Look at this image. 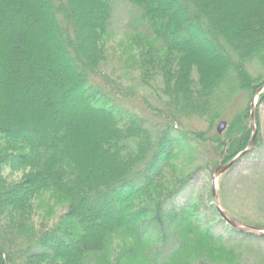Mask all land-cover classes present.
<instances>
[{
	"label": "trees",
	"instance_id": "16d2710c",
	"mask_svg": "<svg viewBox=\"0 0 264 264\" xmlns=\"http://www.w3.org/2000/svg\"><path fill=\"white\" fill-rule=\"evenodd\" d=\"M112 1L79 8L74 0H40L47 29L38 8L28 13L32 0H0V264L254 263L244 244L255 236L231 228L238 245L226 247L228 239L202 229L189 209L166 210L186 177L165 183V171L190 143L174 125L197 119L212 128L240 92L264 84L248 69L254 60L264 69V0H123L150 31L129 36L127 47L144 85L160 86L159 127L126 107L101 70ZM21 6L29 8L19 14L22 34ZM204 37L210 52L196 45ZM42 50L45 61L32 62L22 81V55L39 60ZM232 132L226 162L249 138L244 122ZM17 170L24 173L12 177ZM42 192L66 208L37 229L32 200Z\"/></svg>",
	"mask_w": 264,
	"mask_h": 264
},
{
	"label": "rangeland",
	"instance_id": "374dc122",
	"mask_svg": "<svg viewBox=\"0 0 264 264\" xmlns=\"http://www.w3.org/2000/svg\"><path fill=\"white\" fill-rule=\"evenodd\" d=\"M31 3V10L26 7V13L22 11L24 6L15 9L17 13H15L17 15L16 23L18 24L16 29H18V32L21 31V34L25 33L26 29L22 19H18L19 14L26 15L27 10H29L28 13L30 11L35 12L36 8H38L37 10L40 14L38 15V25L49 28L40 0H32ZM74 3L80 8L86 3V0H74ZM5 17H7V14H5ZM30 27L32 28V25ZM110 30V36L106 40L105 62L101 66L103 74L107 76L108 81H111L114 86L116 85L117 90L122 93L120 94L121 96L127 97L124 100L119 97L120 101L125 102L123 104L126 107L145 118L148 124L150 122L157 124L159 127L162 120L158 118L159 113L157 112L163 107L162 100L159 98L160 92L158 90H160V86L157 90H152L144 85L140 71L132 63V52L127 47L129 36L138 32L144 33L145 31L146 35H149L148 27L141 20L140 12L130 3L123 0H113ZM7 35L10 36V34ZM202 39L203 41H200V43L196 42V45L208 52L210 49L208 46L209 40H206V37ZM26 40L27 37H25ZM2 44L0 40V45ZM40 54L39 60H35L36 55L34 60L31 57L30 59H25V55H22L24 59L22 81L28 80L27 75L33 69L32 62L43 63L45 61L44 51L42 50ZM4 58L3 55H0V69H2L3 62H5ZM56 60L58 66L63 62L60 57ZM52 64H56V62ZM55 67L56 65H54ZM248 69L253 76L264 75L263 67L259 66L255 60L248 63ZM152 84L156 85L160 84V82L155 80ZM124 93L126 95H123ZM29 103L32 107L36 106L35 101L31 99ZM252 103H254L255 108L254 134L250 124V106ZM11 104L12 102L7 107L4 105L3 111L7 113L11 108ZM122 106L125 107L124 105ZM154 108L156 112H154ZM221 121L225 122V126L221 131H218L217 126ZM243 122L247 127L248 141L231 158L233 159L237 154L241 153L236 162L217 178L216 191L220 206L229 217L235 220L238 219L240 222H242L241 220L247 221L252 223L251 225L253 226H256V224L264 225V84L257 88L255 92H240L227 107L223 118H219L212 128H209L204 121L197 119L190 123L185 120L180 124L174 125L184 132L182 138H188L190 143L182 142L183 145L174 151L169 169L165 171V183L168 180L179 178L183 173L185 174L184 177H186V182L179 192L166 201V210L189 209L192 213V218L198 219L202 229H207L213 235L219 236L223 241L228 239L225 241V246L233 249V246L237 244L234 240H238V236L220 218L215 206H213L211 175L213 170L217 166L225 164L226 158L231 155L224 156V152L226 155L225 147L227 146V141H229L228 136L234 135L232 132L234 127ZM150 129L152 130L153 127ZM97 132L100 133V130L98 129ZM221 147L223 148L222 153ZM96 155H99L98 151ZM159 165L157 161L155 166L158 167ZM22 173H24L23 170H17L11 176L18 178ZM42 193L32 200L31 221L35 227H38L37 229L48 225L51 226L54 223L53 221L66 208L64 202L52 197L50 192ZM251 236H255L257 239L246 242L244 244V252L247 253L250 260L254 261L252 264H261L264 261V237ZM169 244L163 251L164 256L168 255L172 249ZM217 247L220 248L222 246L217 244Z\"/></svg>",
	"mask_w": 264,
	"mask_h": 264
},
{
	"label": "water",
	"instance_id": "95a60500",
	"mask_svg": "<svg viewBox=\"0 0 264 264\" xmlns=\"http://www.w3.org/2000/svg\"><path fill=\"white\" fill-rule=\"evenodd\" d=\"M254 103L251 104L250 106V124L251 127L253 129V134L255 133V119H254ZM225 126V122L221 121L218 126L217 129L218 131H221ZM251 146V145H250ZM249 146V147H250ZM241 153L237 154L236 157H234L233 159H231L230 161L226 162L225 164H221L219 166H217L211 175L212 178V199H213V204L218 212V214L220 215V218L222 220H224L231 228H233L234 230L244 233V234H250V235H257L260 237H264V228L261 227H257V226H253V225H249V224H245L243 222H240L238 220H235L231 217H229L221 208L220 203H219V198L217 195V191H216V181L217 178L227 169H229L235 162L236 159L238 158V156H240Z\"/></svg>",
	"mask_w": 264,
	"mask_h": 264
}]
</instances>
